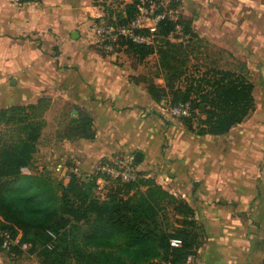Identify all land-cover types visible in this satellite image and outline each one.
Returning <instances> with one entry per match:
<instances>
[{"label":"crops","instance_id":"0c3cea01","mask_svg":"<svg viewBox=\"0 0 264 264\" xmlns=\"http://www.w3.org/2000/svg\"><path fill=\"white\" fill-rule=\"evenodd\" d=\"M133 1L0 0V111L41 97L50 100L49 123L54 108L58 114L68 102V118L85 110L96 136L56 140L46 160L59 162L65 182L70 173L87 177L102 160L141 151L140 176L186 200L202 227L203 244L185 264H262L264 0H179L180 16H191L193 29L209 41L211 59L229 69L239 67L228 59L245 64L254 83V110L220 135L189 130L170 114L167 100L153 98L142 77L152 55L157 69V53L137 60L95 48L94 24ZM35 157L23 171L36 170ZM47 166L39 171L55 178ZM30 258L0 251V264H40Z\"/></svg>","mask_w":264,"mask_h":264},{"label":"trees","instance_id":"16d2710c","mask_svg":"<svg viewBox=\"0 0 264 264\" xmlns=\"http://www.w3.org/2000/svg\"><path fill=\"white\" fill-rule=\"evenodd\" d=\"M136 2L110 12L109 19L133 17ZM171 5L177 9L179 0H172ZM178 25L183 36L172 40L170 35ZM159 35L165 40L156 47L123 41L119 49L137 60L158 54L154 76L142 77L156 101L167 100L170 108L189 104L191 115L177 118L201 134H225L250 115L255 108L254 83L245 64L229 69L220 67L218 60L211 59L210 65L192 62L207 41L193 29L191 20L180 15L177 20L163 22ZM160 78L164 86L157 83ZM49 105L50 100L41 97L36 103L0 111V251L16 257L23 253L22 245L29 244L40 264H72L57 252L66 230L76 227L83 247L100 251L99 264H185L203 244L202 227L186 200L155 181L144 180L139 174L132 182L113 181L105 193H99L102 173L98 166L110 159L100 161L90 176L70 173L67 182H57L41 171H23L33 165ZM77 109L78 116L64 123L67 131L63 129L57 140L96 136L92 115ZM169 210L182 219L177 226L170 222ZM4 232L12 239L19 237L20 242L5 247ZM173 239L179 243L173 244Z\"/></svg>","mask_w":264,"mask_h":264},{"label":"built area","instance_id":"2783aa9c","mask_svg":"<svg viewBox=\"0 0 264 264\" xmlns=\"http://www.w3.org/2000/svg\"><path fill=\"white\" fill-rule=\"evenodd\" d=\"M14 2L20 4L23 0H14ZM171 4L172 0H137L134 16L126 21H119L116 16H111V20L110 17L100 19L93 26L95 48L103 54L117 55L119 49L123 47V41L156 47L160 43V25L166 20L179 18V11ZM177 28L181 30L182 26L178 25ZM170 114L174 117L189 116L191 115L190 106L183 104L172 107ZM98 169L102 173L98 179L99 193H105L107 186L113 181L132 182L139 178L134 156L111 159L110 162L100 164ZM3 236L5 247L20 242L19 237L12 239L7 232H4ZM172 243L178 244L179 241L173 239Z\"/></svg>","mask_w":264,"mask_h":264},{"label":"rangeland","instance_id":"374dc122","mask_svg":"<svg viewBox=\"0 0 264 264\" xmlns=\"http://www.w3.org/2000/svg\"><path fill=\"white\" fill-rule=\"evenodd\" d=\"M180 6L178 5L177 10L179 11ZM180 15V13H179ZM182 18V14H181ZM187 20L192 21V17H186ZM183 36V33L181 30H175L171 33L170 38L172 40H176V36ZM189 36H186L188 38ZM205 39V38H204ZM207 42L202 43L204 46L200 49L201 53L198 55L199 58H193L192 62H202L205 64H209L210 60L213 55H210V43L207 39H205ZM218 50V49H217ZM216 50H214L215 52ZM220 53L223 56V59H225V54L223 51H220ZM212 54V53H211ZM194 56V55H193ZM195 57V56H194ZM227 60V59H226ZM229 63H233L238 67V63L235 61H232L231 59L227 60ZM146 62V74L148 77H153L156 70L154 65L156 64V56L152 55L148 58ZM220 64V63H219ZM210 65V64H209ZM204 70V69H203ZM206 70V69H205ZM61 106L63 105L62 102L59 103ZM58 104V105H59ZM62 111L60 110L58 114L55 113V108L52 116L49 117V121L47 122L45 128L43 137L41 139V146L39 149V152L36 153L35 157V165L34 169L36 170H42L44 167H48V169L52 170L53 173H58L56 175L55 179L57 182L64 181L63 175L59 174V169H56L55 167L59 168V162L58 161H46L47 158L53 154L51 150V145L54 141L57 140L59 133L63 132V129L66 130L67 127H65L64 123L69 119L65 116V113L70 111L71 109V103L68 102L62 107ZM56 114V115H55ZM56 123H59V127H56ZM1 130V128H0ZM67 131V130H66ZM66 133V132H64ZM63 134V133H60ZM68 158H65L64 160H67ZM25 173H30L29 171L25 170ZM103 197V196H101ZM103 199V198H102ZM168 216L170 222L173 224V226H177L181 222V218L179 217V214H176L173 210L168 211ZM202 231L199 230L198 234L201 236ZM23 253L20 256H28L30 260L40 261V258L38 257L37 252H32L31 245L29 244H23L22 245ZM58 255L66 256V259L70 260L72 264H99V257H100V251L94 248H84L81 241H80V230L76 227L68 228L66 230V235L63 237V241L60 244V249L57 252Z\"/></svg>","mask_w":264,"mask_h":264},{"label":"water","instance_id":"95a60500","mask_svg":"<svg viewBox=\"0 0 264 264\" xmlns=\"http://www.w3.org/2000/svg\"><path fill=\"white\" fill-rule=\"evenodd\" d=\"M162 39H164V38H162ZM142 157H143V153L141 151H138V152H136V154L134 156V161L139 163L141 161Z\"/></svg>","mask_w":264,"mask_h":264}]
</instances>
